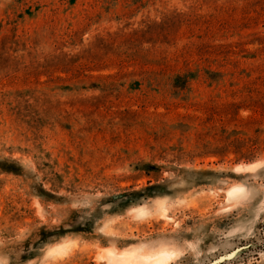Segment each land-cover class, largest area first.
I'll return each mask as SVG.
<instances>
[{"label": "rangeland", "instance_id": "rangeland-1", "mask_svg": "<svg viewBox=\"0 0 264 264\" xmlns=\"http://www.w3.org/2000/svg\"><path fill=\"white\" fill-rule=\"evenodd\" d=\"M107 250L264 264V0H0V264Z\"/></svg>", "mask_w": 264, "mask_h": 264}, {"label": "bare ground", "instance_id": "bare-ground-1", "mask_svg": "<svg viewBox=\"0 0 264 264\" xmlns=\"http://www.w3.org/2000/svg\"><path fill=\"white\" fill-rule=\"evenodd\" d=\"M229 193H234V191ZM106 255L108 256L109 264H167L174 256V253L170 250H160L149 254H142L137 250L124 253L107 250Z\"/></svg>", "mask_w": 264, "mask_h": 264}]
</instances>
